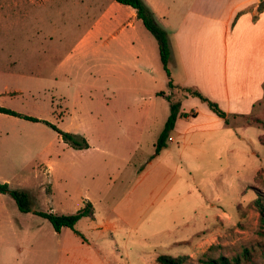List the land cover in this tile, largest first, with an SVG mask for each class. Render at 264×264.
I'll list each match as a JSON object with an SVG mask.
<instances>
[{
  "label": "rangeland",
  "instance_id": "rangeland-1",
  "mask_svg": "<svg viewBox=\"0 0 264 264\" xmlns=\"http://www.w3.org/2000/svg\"><path fill=\"white\" fill-rule=\"evenodd\" d=\"M104 1L0 0V105L39 119L0 111V181L24 189L30 200V209L21 211L0 192V264L27 259L28 251L13 244L21 234L53 229L33 210H49L55 197L48 196L57 189L90 202L91 213L74 228L91 242L97 264H159L160 252L205 264L203 258L243 248L250 257L240 264H264V226L254 204L259 195L264 205V182L254 177L264 167V144L257 137L264 129L223 110L234 137L197 133L198 142L185 150L177 147L180 140L165 138L154 154L169 112L167 95L179 99V116H192L194 107L210 109L190 89L207 95L175 86L182 70L167 62L165 71L157 40L144 26L132 40L135 50L140 37L155 46L148 58H135L124 43L116 29L123 19L101 20L95 40L87 35L73 49L91 25V9L97 13ZM165 2L177 8L190 0ZM251 111L264 120V87ZM43 120L83 136L87 145L71 146ZM233 144L244 151L230 153ZM152 199L159 203L150 205ZM73 201L54 209L71 212Z\"/></svg>",
  "mask_w": 264,
  "mask_h": 264
},
{
  "label": "crops",
  "instance_id": "crops-1",
  "mask_svg": "<svg viewBox=\"0 0 264 264\" xmlns=\"http://www.w3.org/2000/svg\"><path fill=\"white\" fill-rule=\"evenodd\" d=\"M143 1L158 20L170 26L168 29L162 23L169 48L168 63L180 67L183 72L181 79L176 84L173 82L175 86L187 84L200 90L222 110L234 116L253 114L251 110L263 98L264 0H190L189 5L180 2L177 8L169 6L165 0ZM100 5L97 13L91 9V25L73 49L79 48L87 35L95 40L103 27L101 20L106 24L123 19L116 29L126 39L124 43H129L130 51L135 52V58L138 55L148 58L154 54L155 46H145L141 37L140 41H135L140 50L133 48L132 39L142 34L144 26L133 7L115 4L114 0H105ZM121 10L125 15H120ZM170 15L173 16L172 20H168ZM110 36L116 37L112 32ZM104 44L109 45L107 42ZM190 112L192 116H176L172 126L174 135H167L171 137L170 140L166 137V141L175 138L180 140L177 143L180 150L198 142L200 136L197 133L204 137L206 134L234 137L233 124L226 122L211 109L194 107ZM236 138L243 139V136ZM193 146L199 150L197 145ZM228 150L232 154L244 151L234 144ZM145 161L149 162V159ZM53 197L55 204L48 205V209L54 212H57L54 208L68 207L72 200L74 210L86 201V197L76 200L73 193L65 192L64 189H57L55 195L48 196L50 201ZM157 203L158 200L149 201L150 205ZM166 204L169 205L170 200ZM13 244L14 248L25 249L29 253L27 259L20 260L19 264H97L96 251L91 248V242L82 233L64 225L57 231L25 232Z\"/></svg>",
  "mask_w": 264,
  "mask_h": 264
},
{
  "label": "trees",
  "instance_id": "trees-1",
  "mask_svg": "<svg viewBox=\"0 0 264 264\" xmlns=\"http://www.w3.org/2000/svg\"><path fill=\"white\" fill-rule=\"evenodd\" d=\"M116 1L123 4H128L131 7H133L136 16L141 19V22L143 23L145 28L148 29L155 36L157 40L160 61L165 71L168 72L167 62L169 58V48L167 44L166 31L155 22L151 9L143 2V0H116ZM168 84L170 86L173 85L170 80H168ZM263 87H264V82H263ZM190 90L193 93L197 94L202 99L206 100L208 106L213 112L223 117L226 122L228 121L225 112L217 106L215 101H212L207 97L201 95L195 89H190ZM167 100L169 102V112L164 120L163 127L160 130L156 138V141L154 143L155 153L159 150L161 146L165 144V138L167 137L168 129L173 126L176 116L181 114V112H179L178 110L179 101L177 99L175 100L171 99V97L168 95H167ZM0 111L4 113L22 116L30 120H39L37 117L27 114H21L13 109L1 105H0ZM242 117L245 123L247 124L258 123L264 129V120L259 116L254 114H246L243 115ZM43 121L46 124L50 125L53 129H55V131L60 135L63 141L69 143L71 146L79 148L87 145V142L83 136H80L79 134L70 131L61 130L47 120H43ZM257 137L259 142L264 144V135L258 134ZM259 175L264 182V167L261 170H256L254 177H258ZM0 192L8 193L14 199L19 210L27 211L30 209L29 206L30 200L27 192L24 189L10 187L6 181H0ZM254 204L259 213V221L264 226V205L259 195H257L254 198ZM34 212L42 217H45L50 222L53 229L56 231L59 230L60 227L64 225L78 232L74 228V223L81 216L89 215L91 213V204L89 201H85L83 205L75 209L73 212H68V213L54 212L50 210H34ZM260 232L264 234V231L263 232L260 231ZM249 257L250 255L248 249L243 248L240 253L232 256L219 254L215 257L208 256L206 258H203L202 261L205 264H240L241 261L245 262L246 260L249 259ZM186 258H187V254L171 255L168 253L160 252L155 255V260L159 264H186L185 263Z\"/></svg>",
  "mask_w": 264,
  "mask_h": 264
},
{
  "label": "built area",
  "instance_id": "built-area-1",
  "mask_svg": "<svg viewBox=\"0 0 264 264\" xmlns=\"http://www.w3.org/2000/svg\"><path fill=\"white\" fill-rule=\"evenodd\" d=\"M167 139H168V140H170V139H171V137H170V136H167Z\"/></svg>",
  "mask_w": 264,
  "mask_h": 264
}]
</instances>
